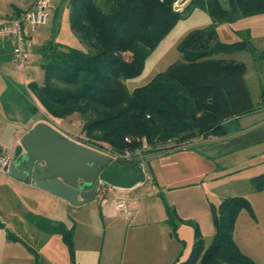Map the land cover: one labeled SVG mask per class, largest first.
Segmentation results:
<instances>
[{"label": "trees", "instance_id": "trees-1", "mask_svg": "<svg viewBox=\"0 0 264 264\" xmlns=\"http://www.w3.org/2000/svg\"><path fill=\"white\" fill-rule=\"evenodd\" d=\"M175 1L69 0L70 28L83 46L58 42L54 34L41 46L45 79L42 84L29 83L37 101L54 119L78 114L89 144L102 152L104 148L113 153L131 149L152 157L227 137L229 119L257 109L246 64L229 56L249 51L264 60V50L253 45L249 29L246 36L238 32L241 39L228 43L219 39L218 27L264 14V0H192L185 10L178 9ZM194 7L206 9L212 23L182 40L180 60L130 91L125 81L142 73L151 52L182 14ZM261 96L259 105L264 106V89ZM37 111V107L31 109ZM132 159L119 161L124 169L141 171L143 159ZM251 181L255 191L264 190V172ZM108 187L104 185L99 193ZM161 197L171 235L184 245L173 264H263L244 253L234 239L239 213L246 209L254 214L247 198L231 196L211 204L216 227L211 243L205 244L195 224L190 253L183 259L186 241L178 235L179 216ZM28 218L45 233H60L74 258L73 227L41 215Z\"/></svg>", "mask_w": 264, "mask_h": 264}, {"label": "crops", "instance_id": "crops-1", "mask_svg": "<svg viewBox=\"0 0 264 264\" xmlns=\"http://www.w3.org/2000/svg\"><path fill=\"white\" fill-rule=\"evenodd\" d=\"M36 1L0 0V16L19 17ZM37 32L32 35L33 50L24 71L17 69L13 63L12 41H0V143L16 148L22 136L37 122L47 121L68 137L86 144L63 129L57 119L37 117L39 108H44L29 88L31 81L37 82L36 65H41L40 57L32 59L34 43L38 42ZM248 75L247 70V82ZM259 102V99L255 102V111L227 121V137L202 140L186 149L152 156L148 160L153 174L152 185L176 208L180 238L194 240V225L198 224L205 241H212L216 227L211 204L218 205L226 198L218 193L219 186H222L220 179L224 176L260 169L259 173L246 174L249 176L245 177L249 179V189L255 192L251 178L264 172V106L259 105ZM35 107L38 111L32 113L31 109ZM207 184L212 185V196L207 192ZM1 185L7 187L2 194L0 192V264H44V260H47V264H70L69 247L63 236L41 231L28 218L34 214L73 227L77 264H150L149 260H145L147 257L154 258L152 264H173L181 252L180 241L177 238L175 241L171 235L165 206H160L154 200L140 199L138 202L135 199L136 194L132 191L143 187L141 182L131 189L114 188L119 195H126L128 199L107 195L100 198L98 195L96 201H92L98 204V210L96 208L88 215L87 208H83L90 207L85 206L87 203L71 204L33 184L12 177L10 173H0ZM145 194L149 197L151 193ZM238 195L241 194L229 196ZM105 197L108 201L103 203ZM213 197L219 199L215 201ZM121 201L129 205L134 201L135 205L123 212L117 206ZM89 220L94 222V236H90V232H82V226ZM107 223L110 224L108 227ZM117 228L119 233L115 232ZM87 229L90 231L89 227ZM113 236L121 239V244L116 248L110 241ZM173 244L175 251L172 249ZM147 247L153 252L152 255L146 253Z\"/></svg>", "mask_w": 264, "mask_h": 264}, {"label": "rangeland", "instance_id": "rangeland-1", "mask_svg": "<svg viewBox=\"0 0 264 264\" xmlns=\"http://www.w3.org/2000/svg\"><path fill=\"white\" fill-rule=\"evenodd\" d=\"M50 1H51V8L48 10L49 12L48 24L45 26H41L38 29V32L36 34V38L38 42L34 43L35 52L32 55L33 60L40 57L39 49L43 45L44 41L52 38L53 34L55 40L58 42H62L71 46H79V47L83 46L79 38L70 29L69 8H68L69 0H50ZM191 1L192 0H176L174 4L178 9L185 10ZM211 23H212V17L208 13V11L204 8L194 7L184 12L180 17V19L175 24V26L171 29V31L160 41L158 46L151 52L149 57L146 59L142 73L137 77L130 78L125 81L128 89L130 91H133L137 87L148 84L158 73L165 71L174 62L180 60L182 55L179 50V45L182 42V40L192 31L205 28ZM248 29L252 33L251 40L253 45L258 50H263L264 49V16L243 17L236 22L223 23L219 25L218 27L219 39L223 42H228V43L240 40L241 37L237 33L242 32L246 36L247 35L246 31ZM126 56L127 58H130L131 54L127 53ZM229 57L236 58L240 61H243L246 64L249 73L248 85L251 90L253 100L255 102L257 101V99L261 101L262 100L261 93L262 90L264 89V60L259 57L256 58L249 51L237 52L230 55ZM34 64L35 63H33V65ZM36 67L38 68L35 73L37 82L42 84L45 79V70L42 68L41 65L37 64ZM37 115H38L37 117H42V118L51 117L46 112V110L44 111L41 110L40 108ZM56 121L57 123H59V125H61V127H63V129L70 131L73 137L95 148L94 146L90 145L88 140L86 139L84 132L82 130L83 121L78 114H72L66 118L57 119ZM98 148L101 149L102 147H98ZM102 150L112 158V161H119V159L121 157L124 158L125 155L129 156L128 159L130 160H133L132 158L143 159L142 170H144V175L141 181L143 187L138 189V191H132V193L136 194L135 199H137L138 202L140 199L141 200L148 199L158 202L160 206L161 205L164 206V201L161 195L159 194L160 191L158 192L156 190V186H153L151 182V180L153 179V174L148 166V162L151 160L150 158L151 153L143 152V151L138 152V150L133 151L131 149H126L124 152H120V153L118 152L113 153L107 148H104ZM117 155L119 157H116ZM224 162L226 161H223V163ZM249 171L250 172H240V174L237 175L228 174L224 176V178H221L220 185L222 186H219L218 193L223 195L224 197H231L229 195H232L234 193H240L241 195L238 196L245 197L250 201L254 210V214H252L246 209H243L239 213V216L235 222V227L237 229H236V235L234 233V239L237 240L235 241L237 242L238 245L240 244L239 247L244 253H248V255L256 262L264 264V190L253 192L249 189V179L245 178L246 176L249 175L246 174H250V173L257 174L259 173L260 169L257 170L256 168H253ZM213 185H217V184L213 183ZM6 187L7 186L5 185L0 186L1 194L4 188L6 189ZM206 189L207 192L209 193V196H212V185L207 184ZM123 191H128V190H123ZM146 192H150L152 195L150 194V196L148 197L145 194ZM99 195L100 198L107 195L112 198L125 197L124 199H128V196L126 195H119L118 191L114 190L113 187L107 188L106 191L102 190L99 193ZM213 199L217 201L219 197L217 198L213 197ZM85 206H90V207H83V208H87L86 209L87 215L88 213L96 210V208L98 210V204L95 202L87 203ZM52 208L53 206L50 205V209ZM85 217L88 219V216ZM106 225L108 227L110 224L107 223ZM87 227L90 228V231L89 229H87ZM178 229H179V225H178ZM93 230H94L93 220H89L87 222L85 221L84 225L82 226V232L83 231L90 232V236L91 235L94 236L92 233ZM115 232L119 233L120 230L117 228ZM96 236L99 237L100 235L97 233ZM173 238L175 241L177 240L174 236ZM117 239L118 237L113 236L112 239L110 240L114 244L115 248L121 244V239L118 240ZM185 241H186V245L184 247L185 250H184L183 259H185L189 255L193 244L192 241L194 240H185ZM209 241L211 242V240L205 241V244L207 246L209 245L207 244L209 243ZM181 246L178 245V248L180 249ZM172 249L173 251H175V244L172 245ZM67 250L69 253L70 264H77L76 249L74 248V252H75L74 258H72L69 248ZM146 253L148 255L153 254V252L149 247L146 248ZM145 260L146 261L149 260L150 264L154 262L153 257H147ZM44 264H47V260H44ZM221 264H228V263H221Z\"/></svg>", "mask_w": 264, "mask_h": 264}, {"label": "water", "instance_id": "water-1", "mask_svg": "<svg viewBox=\"0 0 264 264\" xmlns=\"http://www.w3.org/2000/svg\"><path fill=\"white\" fill-rule=\"evenodd\" d=\"M10 175L63 200L82 205L97 199L104 185L131 189L144 170H127L105 152L80 143L49 124L37 122L14 151Z\"/></svg>", "mask_w": 264, "mask_h": 264}, {"label": "built area", "instance_id": "built-area-1", "mask_svg": "<svg viewBox=\"0 0 264 264\" xmlns=\"http://www.w3.org/2000/svg\"><path fill=\"white\" fill-rule=\"evenodd\" d=\"M50 8V0H37L32 7L23 12L19 17L0 16V41H12V60L17 69L25 70L29 56L33 50L32 35L39 27L47 24L49 19L48 10ZM14 151V147H8L0 143V173L8 174L10 172ZM118 155L116 157H119ZM124 158H129V156L125 155ZM107 201L108 198L106 197L102 199L103 203ZM134 205V201L130 205L121 201L117 206L121 211L126 212L129 206L133 207Z\"/></svg>", "mask_w": 264, "mask_h": 264}, {"label": "flooded vegetation", "instance_id": "flooded-vegetation-1", "mask_svg": "<svg viewBox=\"0 0 264 264\" xmlns=\"http://www.w3.org/2000/svg\"><path fill=\"white\" fill-rule=\"evenodd\" d=\"M113 163H115V164H118L119 165V167H123L124 168V165H123V162H121V161H112Z\"/></svg>", "mask_w": 264, "mask_h": 264}]
</instances>
